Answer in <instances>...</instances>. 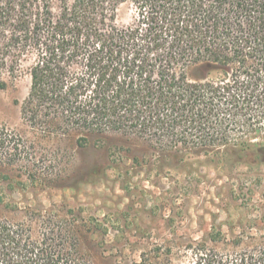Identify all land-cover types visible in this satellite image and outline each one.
Returning <instances> with one entry per match:
<instances>
[{"label":"trees","instance_id":"obj_1","mask_svg":"<svg viewBox=\"0 0 264 264\" xmlns=\"http://www.w3.org/2000/svg\"><path fill=\"white\" fill-rule=\"evenodd\" d=\"M116 4L60 0L54 12L52 0H0V69L14 73L32 56L20 104L30 128L45 139L75 135L78 147L89 135L122 134L170 166L219 151L264 160V141L252 142L264 138V0H132L126 26L115 23ZM32 150L0 130V165L30 163V183L41 168ZM54 209L0 216V264H93L86 225ZM209 241L226 246L196 240L187 264H264V243ZM132 264H173L171 251H142Z\"/></svg>","mask_w":264,"mask_h":264},{"label":"rangeland","instance_id":"obj_2","mask_svg":"<svg viewBox=\"0 0 264 264\" xmlns=\"http://www.w3.org/2000/svg\"><path fill=\"white\" fill-rule=\"evenodd\" d=\"M110 1L117 2L116 25L130 24L132 0ZM59 5L52 0L54 12ZM31 61L24 57L14 73L0 69V130L31 142L41 164L39 180L25 181L34 171L28 162L0 165V173L12 177H0V195L17 207L0 203V216L20 219L28 206L60 214L71 209L86 225L81 244L93 264H132L153 248L169 249L173 264H187L194 241L225 245L210 242L214 234L226 244L264 243V160L246 155L240 162L219 151L188 155L170 166L147 142L122 134L89 135L83 147L76 146L75 135L45 139L20 113ZM261 140L259 135L252 142Z\"/></svg>","mask_w":264,"mask_h":264}]
</instances>
